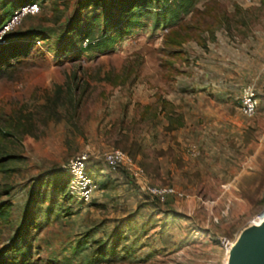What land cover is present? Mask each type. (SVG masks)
Masks as SVG:
<instances>
[{"label":"rangeland","instance_id":"374dc122","mask_svg":"<svg viewBox=\"0 0 264 264\" xmlns=\"http://www.w3.org/2000/svg\"><path fill=\"white\" fill-rule=\"evenodd\" d=\"M20 4L0 0V24ZM37 7L0 31V48L31 43L0 80V251L27 264H226L264 206V0ZM160 9L173 26L154 27ZM113 150L139 177L106 165ZM80 155L97 185L84 204L68 182ZM147 186L176 194L161 203Z\"/></svg>","mask_w":264,"mask_h":264},{"label":"built area","instance_id":"2783aa9c","mask_svg":"<svg viewBox=\"0 0 264 264\" xmlns=\"http://www.w3.org/2000/svg\"><path fill=\"white\" fill-rule=\"evenodd\" d=\"M37 11V4H32L21 8L12 16L10 21L5 26H3L2 32L13 28L21 21L23 17L29 14H35ZM255 110V97L250 90H247L241 98L240 113L246 117H251L255 114ZM86 161L85 155H80L71 160L68 166V172L71 175L70 188L71 190H75L77 192L79 199L82 202H87L97 188L94 178L92 175H90L87 169ZM104 161L111 169H116L119 166L126 165L127 169L133 172L135 177H139L140 175V170L133 165V161L120 150H113L111 152L105 153ZM146 191L161 203H163L168 196L176 194V191L173 188L168 187L157 188L147 186ZM70 193H72V191ZM262 213L264 216V206L259 214Z\"/></svg>","mask_w":264,"mask_h":264},{"label":"trees","instance_id":"16d2710c","mask_svg":"<svg viewBox=\"0 0 264 264\" xmlns=\"http://www.w3.org/2000/svg\"><path fill=\"white\" fill-rule=\"evenodd\" d=\"M41 1L42 2L40 3L38 2V0H21V4L14 10V12H12L11 14L3 18L0 24V31L3 28V26H5L10 21V19L12 18V16L14 15L16 11L20 10L21 8L25 6H29L32 4L41 5L42 3L48 2L50 0H41ZM188 4H190V0H180L181 7L185 8L188 6ZM153 8L154 7L152 6V4L148 3L144 5L142 9L128 12L126 20L128 21L129 24H139L141 22V18L143 16L149 15L148 11ZM175 14H176L175 11H169L166 9H160L159 11H155L152 14L154 27H158L160 22L163 26L167 24L172 25ZM33 37L38 38L39 35H35ZM110 39L111 38H107V37L101 38L100 40L97 41L96 48L100 50L104 49V47H106V45L111 42ZM13 41H16V42H13ZM31 41H34V40L32 39ZM88 41L89 40H87L88 44L86 45L91 46V42L90 41L88 42ZM30 48H31L30 41L23 42V41H18L16 39L8 41V45L0 48V80L7 77L8 75L7 70L11 68L14 65V63H17V60L21 58L23 59L28 56ZM172 124L173 122L170 121V125ZM88 171H90L89 168H88ZM68 182H70V178ZM69 197L74 199V197L70 193H69ZM79 202L81 204H84V202L82 201H79ZM9 209H10V204L8 203H2L0 205V221L6 220L9 217ZM7 254L8 252L6 250L0 251V264H27V262L25 261H19L16 259L9 260L8 258H6Z\"/></svg>","mask_w":264,"mask_h":264},{"label":"water","instance_id":"95a60500","mask_svg":"<svg viewBox=\"0 0 264 264\" xmlns=\"http://www.w3.org/2000/svg\"><path fill=\"white\" fill-rule=\"evenodd\" d=\"M244 233L233 248L231 264H264V219Z\"/></svg>","mask_w":264,"mask_h":264},{"label":"bare ground","instance_id":"6f19581e","mask_svg":"<svg viewBox=\"0 0 264 264\" xmlns=\"http://www.w3.org/2000/svg\"><path fill=\"white\" fill-rule=\"evenodd\" d=\"M264 219L263 213L258 214L255 219L250 223L251 225L258 226L259 223ZM238 242V241H237ZM227 244V241L224 242V246ZM237 243H235L231 248H229V255H228V260L226 264H231L232 262V255H233V248H235Z\"/></svg>","mask_w":264,"mask_h":264}]
</instances>
